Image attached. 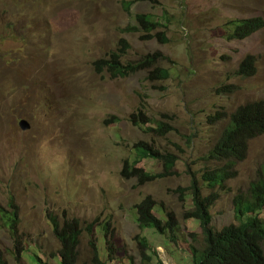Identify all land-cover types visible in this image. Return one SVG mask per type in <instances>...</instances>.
<instances>
[{"label": "rangeland", "instance_id": "obj_1", "mask_svg": "<svg viewBox=\"0 0 264 264\" xmlns=\"http://www.w3.org/2000/svg\"><path fill=\"white\" fill-rule=\"evenodd\" d=\"M124 1H133L130 13ZM139 14L162 23L155 33L164 32L166 42L124 32L139 26ZM253 17L264 19V0H0V264H42L39 256L61 264L50 213L61 222L80 220L77 264H92L95 247L109 261L98 220L110 223L113 234L109 264H192L189 246L203 250L205 238L198 220L183 218L194 208L191 187L212 193L203 175L226 162L208 155L239 106L264 100V28L244 40L227 38L230 20ZM123 41L130 45L124 65L151 54L166 59L128 77L98 71L96 62L119 52ZM248 55L256 57V73L237 76ZM157 68L170 77L152 80ZM229 85L233 93L219 92ZM140 111L150 124H133ZM23 119L31 130H22ZM162 122L170 126L165 135L156 130ZM138 144L176 155L173 173L141 186L123 178L124 162L139 158ZM139 166L164 172L151 158ZM263 168L264 135L249 142L246 158L216 189L214 231L238 225L234 200L248 193ZM147 196L157 202V216L173 212L172 235L139 226L135 205ZM14 210L18 238L10 228ZM17 245L26 249L20 259Z\"/></svg>", "mask_w": 264, "mask_h": 264}, {"label": "trees", "instance_id": "obj_2", "mask_svg": "<svg viewBox=\"0 0 264 264\" xmlns=\"http://www.w3.org/2000/svg\"><path fill=\"white\" fill-rule=\"evenodd\" d=\"M133 1L124 2L126 8L131 6ZM138 20L148 35L149 39L155 38L151 33L158 27V22L152 20L149 15H138ZM228 39L243 40L264 28V20L261 17L249 19L231 20L228 23ZM127 30H132L128 28ZM120 58L119 56H116ZM154 57L146 58L137 65L130 64L123 66L119 59L110 64L112 71L119 76H128L136 68L150 67L154 63ZM156 78L166 79L169 72L157 70ZM256 73V57L248 55L241 63L237 75L251 77ZM234 87H224L221 93H232ZM141 115V117H140ZM135 115L133 122L137 126L145 124L144 114ZM138 118V119H137ZM162 125L158 130H163ZM161 130V131H162ZM164 134V132L162 133ZM264 135V100H257L241 105L231 115V127L226 130L223 137L211 151L210 158L216 162H227L224 167L218 170H211L203 175V180L211 189L224 188L225 182L230 178L231 168L236 160H244L247 156L248 143L251 139ZM139 156H153L164 159L166 173L161 175H150L138 166L140 159L134 162H126L122 175L126 178L137 177L139 184L143 185L157 178L165 177L176 163V156L167 154L166 157L159 155L152 146L140 144L136 146ZM194 209L185 214V219L195 218L200 221L205 237L203 250L189 246L192 264H264V168L257 180L251 184L246 195H239L234 200L235 213L238 225L228 226L217 232L211 226L212 217L210 207L219 198L218 193H212L207 197L202 195L201 188L194 183L191 187ZM156 203L151 197L146 198L137 206L139 213V224L142 227H151L161 234L175 231L178 223L174 214L168 213L167 221L159 219L154 214ZM17 211H11L10 228L15 238L17 232ZM56 235L62 241L59 250L62 264H76L78 257L79 236L81 234L80 222L78 219H65L62 223L59 218L51 217ZM92 225L90 230H92ZM108 227L104 225L105 235L108 244V259L114 260L116 247L113 241L108 239ZM144 241V240H143ZM19 242V241H18ZM147 248L146 242L143 244ZM26 249L17 245V258H20ZM145 259H148L146 250H142ZM1 257V256H0ZM159 263H161L159 261ZM92 264H108L102 260L98 251L92 257Z\"/></svg>", "mask_w": 264, "mask_h": 264}, {"label": "clouds", "instance_id": "obj_3", "mask_svg": "<svg viewBox=\"0 0 264 264\" xmlns=\"http://www.w3.org/2000/svg\"><path fill=\"white\" fill-rule=\"evenodd\" d=\"M124 2H128V1H124ZM133 4V3H132ZM131 4V5H132ZM130 8H131V6H129L128 8H126V5H124V9H125V11H127L128 13H130ZM139 15H148V14H139ZM150 16V15H149ZM138 15H136L135 16V19H137V21H138V24H139V26H136V27H128V28H132V30H127L128 28H126L125 30H124V32H140V31H142V32H144L145 34H144V36H143V38L144 39H148V40H151V39H149V38H147V37H145V36H147L148 35V33L145 31V30H143V28H142V25L140 24V22H139V20H138ZM151 17V16H150ZM152 18V17H151ZM253 18H255V17H253ZM262 18V17H261ZM247 19H249V18H247ZM153 20V19H152ZM234 20H237V19H234ZM264 20V19H263ZM231 21V20H230ZM229 21V22H230ZM155 22H157V21H155ZM161 27H163V25H162V23H159L158 22V27L154 30V31H152V35L155 37V38H160V39H162V41L163 42H166L164 39H163V37H164V32H158V33H155L156 32V30L157 29H159V28H161ZM227 27H228V30H229V26L227 25ZM259 32V31H258ZM257 33V32H256ZM255 34V33H254ZM252 36V35H251ZM250 37V36H249ZM248 37V38H249ZM155 38H153V39H155ZM228 38V37H227ZM230 40V39H229ZM231 40H237V39H231ZM244 40V39H243ZM123 44H124V46H123V48H120V50H119V52H113L110 56H109V58L108 59H101V60H99V61H97L96 62V68H97V70L99 71V70H101L102 68H109L110 70H111V72L113 73V76H115V77H128V76H130V75H132V74H136L137 72H139V71H142V70H149L151 67H153L160 59H166V57H163V56H160V55H158V54H151V55H148L146 58H149V57H154V63H153V65L152 66H150V67H146V68H141V69H137L136 68V70L133 72V73H131L130 75H128V76H119V75H116L113 71H112V68H110V64L108 63V62H112V61H114V60H117V59H119L120 61H121V59H122V57H123V54L126 52V50H127V48H129V43L128 42H126V41H123ZM120 55V58H118V57H116V56H119ZM254 56V55H253ZM247 57V56H246ZM245 57V58H246ZM145 58V59H146ZM144 59V60H145ZM143 61V60H142ZM121 63H122V61H121ZM123 66H128V65H124V64H122ZM130 65V64H129ZM135 65H137V64H135ZM241 65V64H240ZM165 70V69H162V68H157L156 70H155V72L157 71V70ZM166 71H168L169 72V70H166ZM238 71V70H237ZM157 73V72H156ZM156 73L154 74V75H152V77H151V79L152 80H167L169 77H170V72H169V77L168 78H166V79H162V78H156L155 76H156ZM236 75H237V72H236ZM237 76H239V75H237ZM244 77V76H243ZM230 86V85H229ZM229 86H227V87H229ZM230 87H233V86H230ZM234 89V88H233ZM235 91V90H234ZM219 92L221 93V90H219ZM233 93V92H232ZM224 94H228V93H224ZM240 107V106H239ZM238 107V108H239ZM237 108V109H238ZM236 109V110H237ZM140 112H142L143 114H144V120L143 121H145V124H142L141 126H137L134 122H133V118H134V116L135 115H140ZM139 113H137V114H134L133 116H132V122H133V124L135 125V126H137V127H143V126H145V125H148V124H150V120H149V118L145 115V113L143 112V111H140ZM234 114V113H233ZM140 117H141V115H140ZM165 118H168L167 116L165 117ZM138 119V118H137ZM23 121H27L30 125H31V123L27 120V119H23V120H21V122H20V126H21V123L23 122ZM230 121H231V119H230ZM162 125H165L166 127L161 131V130H158L159 129V127H161ZM230 127H231V125H230ZM229 127V128H230ZM21 128H22V130L23 131H28V130H24L23 129V127L21 126ZM31 129H32V125H31ZM31 129H29V130H31ZM151 130H153V129H151ZM156 130H158V131H161L162 133L163 132H168V131H170V126H168L165 122H162V123H160L159 124V126L157 127V129ZM226 132V131H225ZM162 135H165V133L164 134H162ZM259 137V136H258ZM254 139V138H253ZM252 140V139H251ZM250 140V141H251ZM249 141V142H250ZM138 145H140V144H138ZM146 145V144H145ZM248 145H249V143H248ZM137 146V145H136ZM148 146H152V145H148ZM153 147V146H152ZM154 148V147H153ZM155 150H157L156 148H154ZM157 152L159 153V155H161V156H163V157H166L167 156V154H161L158 150H157ZM211 154V153H210ZM210 154L208 155V160H210V161H214V162H216L215 160H213V159H211L210 158ZM172 155H174V154H172ZM174 156H176V155H174ZM145 158H151V159H154V160H157V161H159V162H162L163 163V165H164V172H162V173H156V174H152V173H149V172H147V171H145L146 173H148V174H150V175H161V174H163V173H166V165H165V161H164V159H158V158H155V157H153V156H144L143 154L141 155V157L139 156V158L138 159H140V161H139V163L141 162V160H143V159H145ZM177 158V157H176ZM129 163L131 162V161H129V160H127ZM127 161H125L124 162V165H123V168H122V170H121V176L123 177V178H125V179H131V178H136L137 179V182H138V185L139 186H141V184H139V181H138V178L137 177H131V178H126V177H124L123 175H122V171H123V169H124V167H125V164H126V162ZM134 162V161H133ZM176 162H177V160H176ZM223 162H225V161H223ZM236 162H237V160H236ZM132 163V162H131ZM217 163H222V162H217ZM227 163V162H226ZM225 163V164H226ZM235 163V162H234ZM175 165H176V163H175ZM174 165V166H175ZM138 166H139V164H138ZM225 166V165H224ZM223 166V167H224ZM235 166V165H234ZM233 166V167H234ZM140 167V166H139ZM232 167V168H233ZM142 169H144V167H141ZM222 168V167H221ZM172 169H173V167H172ZM170 170V173L169 174H167L165 177H167V176H169V175H171L172 173H173V170ZM215 170V169H214ZM211 171V170H210ZM208 172V171H207ZM232 172V171H231ZM165 177H160V178H165ZM160 178H157V179H160ZM157 179H155V180H157ZM155 180H153V181H155ZM229 180V179H228ZM204 181V180H203ZM152 182V181H151ZM205 182V181H204ZM227 182V181H226ZM225 182V183H226ZM148 183H150V182H148ZM147 184V183H146ZM143 185H145V184H143ZM208 187V186H207ZM224 187H225V185H224ZM251 187V186H250ZM209 188V187H208ZM211 191H212V193H218L217 191H216V189H220L221 190V188H216V189H211V188H209ZM202 190V189H201ZM250 190V189H249ZM191 192H192V190H191ZM249 192V191H248ZM212 193H210V194H212ZM209 194V195H210ZM219 194V193H218ZM208 195V196H209ZM192 196V195H191ZM148 197H151L153 200H154V202L156 203V207H157V202L155 201V199L152 197V196H147V197H145L140 203H138V204H136L135 205V209H136V211H137V222H138V224H139V221H138V219H139V213H138V210H137V206L138 205H140L146 198H148ZM204 197H207V196H204ZM193 202V201H192ZM156 207H155V209H154V214L156 215V212H155V210H156ZM194 209V208H193ZM193 209H191V210H193ZM189 212V211H188ZM168 213H171V212H167L166 214H165V218H162V217H159V216H157L159 219H161V220H163L164 222L165 221H167V217H168ZM173 213V212H172ZM211 214V213H210ZM236 214V213H235ZM57 217L58 218V216H56V215H54L53 213H50L49 214V218H50V220H52L51 219V217ZM185 217V215L183 216V218ZM212 217V216H211ZM67 219H74V218H68V216L66 217ZM65 218V219H66ZM65 219H64V221H65ZM77 219V218H76ZM185 219V218H184ZM190 219H195V218H190ZM79 220V219H78ZM186 220V219H185ZM189 220V219H188ZM197 220V219H196ZM17 221H18V223H19V217H18V215H17ZM199 221V220H198ZM79 222H80V220H79ZM97 223H96V225L98 224V225H100L101 227H102V229L104 230V225L105 224H108V222H105V223H100V221L98 220V221H96ZM200 222V221H199ZM18 223H17V226H18ZM63 223V222H62ZM53 224V223H52ZM110 224V223H109ZM10 225H11V223H10ZM93 226L92 227V230H90V226ZM201 225V224H200ZM94 226H95V224H90L87 228H86V230L89 232V233H92L93 232V228H94ZM139 226H140V224H139ZM211 226H212V222H211ZM54 227V226H53ZM142 229H145V228H151V227H142V226H140ZM177 227H178V225H177ZM177 227L175 228V230L177 229ZM202 227V226H201ZM80 229H81V234H80V236H79V244H80V237H81V235L83 234V232H84V229L82 228V226H81V222H80ZM152 229H154V228H152ZM108 239H109V241L110 242H112L113 241V234H112V231L110 230V228L108 227ZM155 230V229H154ZM203 230V229H202ZM157 233H159L157 230H155ZM17 232H18V229H17ZM54 232H55V229H54ZM175 232V231H174ZM174 232H172V233H170V232H168V233H166V234H162V235H168V234H170V235H172ZM159 234H161V233H159ZM204 234V233H203ZM55 235H56V233H55ZM16 236H18V234L16 235ZM56 237L57 238H59L57 235H56ZM15 238V237H14ZM205 238V237H204ZM60 239V238H59ZM104 239H105V244H106V247L108 248V244H107V238H106V235H105V230H104ZM61 240V239H60ZM144 240V241H143ZM143 240H141V244H142V246L144 247V249L146 248L143 244L146 242V239L145 238H143ZM61 243H62V241H61ZM113 243H114V241H113ZM146 244H147V242H146ZM115 246V245H114ZM192 246V245H191ZM62 247V246H61ZM146 249H148V244H147V248ZM60 250V249H59ZM108 250V249H107ZM17 251V250H16ZM95 251H98V253H99V250H98V248L97 247H95ZM147 252V251H146ZM17 254V253H16ZM78 254H79V245H78ZM22 256H23V254H22ZM21 256V257H22ZM20 257V258H21ZM20 258H18V259H20ZM60 258V261H61V257H60V253H59V251H58V259ZM78 258V257H77ZM38 259L42 262V264H48V262L46 261V263H43V260H42V257L41 256H39L38 257ZM102 259V258H101ZM103 260V259H102ZM109 261H113V260H110V259H108ZM192 260V259H191ZM106 261V260H105ZM109 261H107V262H109ZM160 261V260H159ZM161 262V261H160ZM62 264V263H61ZM76 264H77V261H76ZM109 264V263H108ZM161 264H163L162 262H161Z\"/></svg>", "mask_w": 264, "mask_h": 264}, {"label": "water", "instance_id": "obj_4", "mask_svg": "<svg viewBox=\"0 0 264 264\" xmlns=\"http://www.w3.org/2000/svg\"><path fill=\"white\" fill-rule=\"evenodd\" d=\"M21 126L23 127L24 130H29L31 129V125L27 121H23L21 123Z\"/></svg>", "mask_w": 264, "mask_h": 264}]
</instances>
